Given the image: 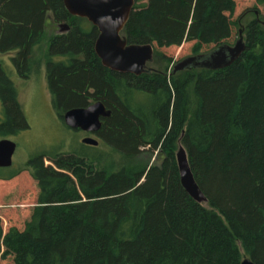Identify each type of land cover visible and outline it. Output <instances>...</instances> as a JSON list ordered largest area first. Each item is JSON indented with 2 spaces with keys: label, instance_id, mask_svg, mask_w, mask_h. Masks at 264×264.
<instances>
[{
  "label": "trees",
  "instance_id": "16d2710c",
  "mask_svg": "<svg viewBox=\"0 0 264 264\" xmlns=\"http://www.w3.org/2000/svg\"><path fill=\"white\" fill-rule=\"evenodd\" d=\"M143 1L122 36L154 46V64H173L155 46L194 43L198 56L228 45L236 28L246 50L219 71L119 74L95 54L98 31L71 17L63 0H0V54L16 53L14 68L28 79L34 51L45 46L59 119L98 102L112 112L95 135L98 147L73 139L72 148L0 169V200L24 173L37 191L23 227L5 228L12 220L0 209V264H264V0L237 20L235 0ZM250 15L255 20L243 26ZM50 16L69 32L47 38ZM0 105V139L29 130L2 66ZM180 147L206 204L182 187ZM143 155L156 163H139ZM61 162L69 175L54 171Z\"/></svg>",
  "mask_w": 264,
  "mask_h": 264
},
{
  "label": "water",
  "instance_id": "95a60500",
  "mask_svg": "<svg viewBox=\"0 0 264 264\" xmlns=\"http://www.w3.org/2000/svg\"><path fill=\"white\" fill-rule=\"evenodd\" d=\"M64 7L71 17L86 20L99 33L95 42V54L104 68L119 74H131L140 77L151 73L149 65L154 63V46L129 45L122 36L136 6V0H63ZM264 27V21L261 22ZM70 30L67 25L59 26L60 33ZM246 50L243 30L234 46L223 45L208 54L193 56L173 66L172 75L185 71H219L232 66ZM112 112L102 102L92 104L85 109H73L63 116L65 126L72 131L96 135L103 126V120L109 119ZM83 145L98 147V140L87 137ZM17 144L10 139H0V169L11 168ZM181 184L186 193L198 204L207 200L195 181L187 152L180 147L177 154ZM242 264H254L245 259Z\"/></svg>",
  "mask_w": 264,
  "mask_h": 264
},
{
  "label": "rangeland",
  "instance_id": "374dc122",
  "mask_svg": "<svg viewBox=\"0 0 264 264\" xmlns=\"http://www.w3.org/2000/svg\"><path fill=\"white\" fill-rule=\"evenodd\" d=\"M141 2L138 4L145 3V1ZM235 2L237 6L236 14L234 16L235 20L248 10L256 8V0H235ZM259 11L261 12L262 18H264V7H259ZM253 20H255L254 15L248 16L243 21V26H246ZM89 28L90 24L86 26V29ZM56 34H60L59 28L51 26V23L49 22L46 25L47 38ZM244 37L246 40L245 35ZM238 39V29L236 28L234 29V35L228 45L234 46ZM193 44L194 43L183 44L180 48L168 50L159 49L155 46L157 51L173 59V64H152L150 65V68L160 70L162 72L168 70L170 73L171 70H173L174 65L193 56ZM212 48H214V46L209 49H204V51L210 52ZM15 56L16 53L6 55L0 54V66H2L7 77L14 84L18 92V100L29 125L28 131L21 132L15 137L7 138L15 142L18 146L14 156V167L16 169H20L27 164L29 158L41 152H56L58 147L61 146L69 149L73 139L76 140L78 144H81L82 140L86 138V135L81 132H77L76 136H74L73 131L67 129L64 123L59 119L58 113L53 107L52 96L49 92L47 84L45 46L44 49H36L34 51L33 61L35 65L28 79H21L18 76L12 63V59L15 58ZM94 139L98 140L96 137H94ZM138 161L141 164L149 166L156 163L155 156L151 155H143ZM62 162L59 163V165H55L57 171L56 169L54 171L58 174L69 175L70 165ZM45 163L46 166L51 165L49 161H45ZM23 188H26L24 189V192L21 191ZM36 195L37 191L35 183L31 179L29 173H24L22 177L15 181L13 187L9 190L4 199L0 200V209L8 211L7 213H4L3 216L6 217L8 221L12 220L9 225L5 224V228H10L11 226H24L29 212L35 206ZM243 260H245V258Z\"/></svg>",
  "mask_w": 264,
  "mask_h": 264
},
{
  "label": "flooded vegetation",
  "instance_id": "af4514ba",
  "mask_svg": "<svg viewBox=\"0 0 264 264\" xmlns=\"http://www.w3.org/2000/svg\"><path fill=\"white\" fill-rule=\"evenodd\" d=\"M49 18V22L51 23V26H53V27H55V28H59V26H61V24L60 25H55L54 24V22L52 21V19H51V16L50 17H48ZM51 19V20H50ZM86 21V20H85ZM62 25H64V24H62ZM91 25V24H90ZM92 26V25H91ZM93 27V26H92ZM240 31H241V29H240ZM240 31H239V34H240ZM69 32V31H68ZM68 32H66V33H68ZM60 33V32H59ZM66 33H60V34H56V35H64V34H66ZM243 36H244V34H243ZM208 54V53H207ZM154 55H155V50H154ZM193 57V56H192ZM99 59V58H98ZM100 60V59H99ZM154 64V63H153ZM149 68H150V65H149ZM79 132H81V131H79ZM81 133H83V132H81ZM84 135H86V138L87 137H91V138H94V137H96L95 135H89V134H85V133H83Z\"/></svg>",
  "mask_w": 264,
  "mask_h": 264
}]
</instances>
